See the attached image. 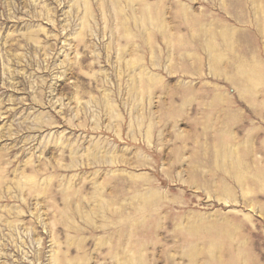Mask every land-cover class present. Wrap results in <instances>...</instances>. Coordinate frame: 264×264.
<instances>
[{
    "label": "rangeland",
    "instance_id": "374dc122",
    "mask_svg": "<svg viewBox=\"0 0 264 264\" xmlns=\"http://www.w3.org/2000/svg\"><path fill=\"white\" fill-rule=\"evenodd\" d=\"M0 264H264V0H0Z\"/></svg>",
    "mask_w": 264,
    "mask_h": 264
}]
</instances>
